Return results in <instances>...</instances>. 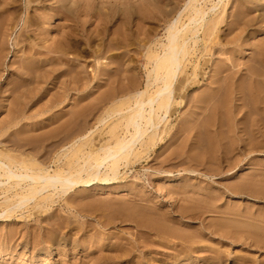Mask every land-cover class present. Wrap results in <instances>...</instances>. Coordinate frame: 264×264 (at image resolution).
<instances>
[{
	"label": "rangeland",
	"instance_id": "obj_1",
	"mask_svg": "<svg viewBox=\"0 0 264 264\" xmlns=\"http://www.w3.org/2000/svg\"><path fill=\"white\" fill-rule=\"evenodd\" d=\"M188 1L69 0L64 10L61 0H0V157L77 174L102 145L131 138L128 81L146 88L153 55ZM197 1L226 13L213 49L191 55L201 66L182 104L116 177L103 180L102 169L91 186L50 191L0 216V264H264V109L236 90L264 50V22L251 1L254 28L241 34L231 15L242 1ZM217 63L237 81L228 106L210 86ZM3 191L0 212L22 196Z\"/></svg>",
	"mask_w": 264,
	"mask_h": 264
},
{
	"label": "bare ground",
	"instance_id": "obj_2",
	"mask_svg": "<svg viewBox=\"0 0 264 264\" xmlns=\"http://www.w3.org/2000/svg\"><path fill=\"white\" fill-rule=\"evenodd\" d=\"M68 1L69 0H61L59 7L64 10H69L66 4ZM240 1H242V3L236 6L238 13L231 16L233 21L239 24L238 33L244 34V32H248L249 29L247 28L250 25L252 26V24L246 20L248 12L245 11L244 6H247L251 1L254 2L258 10L259 19L264 22V0ZM197 2V0H189L185 9L179 11L178 15L176 14L178 17L173 19L174 21L170 23L167 30L166 41L162 43L160 47L161 51L153 55V61L151 62L152 67L148 73L147 83H145L146 88L141 90L137 87L139 82L136 78L138 77H132L128 81L131 86L129 89L134 87L135 91L127 90V93L124 95L130 94L131 98L136 99L134 108L132 109V107H130L132 109L131 113L125 116L126 127L134 131L131 138L117 140L116 146L109 144L102 145L98 152L104 151V154L93 162H90L93 154H89V160L85 161L82 167L77 170V174L75 173L76 175L74 173L66 175L62 173L52 174L48 168L37 171L33 168H26L25 166L19 167L14 164L15 160L13 157H0V179L2 178V180H0V187H4L2 193L7 194L14 190H21L22 193L20 200L10 205L3 212H0V216H3L6 212L12 211L15 208L22 207L25 203L37 197L44 196V198H49L50 194L48 193L50 191L56 195L61 193L66 194L74 187L91 186L93 181L101 175L102 169H106V172L108 171V173L105 172L103 180H109V174L116 177L119 172V163L123 160L128 161L129 158L136 154V146L138 144L144 147L151 144L159 133L161 123L168 121L174 106L182 104V100H178L179 97H182L181 92L185 94L192 86L191 81L193 80V75L198 76V69L201 66L202 56L198 54L194 60H192L191 55L198 53V51L204 53L209 47L210 51L213 49V46H210V44L214 42V37L217 31H219V24L222 22L226 13L225 7L223 10L219 9V4L204 9L197 4ZM219 2L221 3L223 0H219ZM165 7H167V5ZM188 9H190L188 23H182L181 17ZM164 11L165 10H163L162 13H164ZM168 14L170 13L167 12V15ZM252 22L254 21H251V23ZM251 28L254 27L252 26ZM259 30L264 31V28H259ZM228 60H232V57H229ZM188 61L191 63L188 64ZM255 63L257 65L254 67H248V73L244 75V78H241L237 89L234 88V85L237 83L236 79H232L233 76L231 74L224 76L223 74L225 71L220 68L218 63L213 65L209 77L211 80L210 86H215L213 89H217V91H219V89L223 90L221 96L223 97V104L225 106H228L231 96L236 89L242 94V97H239V99L244 100V98L248 96L252 99V103L256 104L258 108L261 110L264 109V91H262L259 86V77L264 78V50L260 52L259 58L255 59ZM191 66L193 68V73L189 75L187 68ZM262 81H264V79ZM245 82L247 83L246 85ZM152 88H154V92L150 96L143 98L148 90ZM124 95L121 96L123 97ZM122 97H115V99L121 100ZM248 103L250 102H243V106L248 105ZM240 109H242V106ZM211 122V120L207 122V126H210ZM87 137L88 134L86 133V135L74 141H76V143L81 142ZM74 143L71 145L74 154H67L66 156L69 158L70 164L78 162L76 158L78 148H76V143ZM77 147H79V143ZM83 172H86L87 177H77V175ZM236 189H238V187Z\"/></svg>",
	"mask_w": 264,
	"mask_h": 264
}]
</instances>
